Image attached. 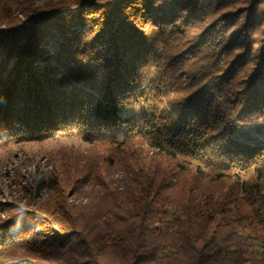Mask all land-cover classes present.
<instances>
[{
	"label": "trees",
	"instance_id": "16d2710c",
	"mask_svg": "<svg viewBox=\"0 0 264 264\" xmlns=\"http://www.w3.org/2000/svg\"><path fill=\"white\" fill-rule=\"evenodd\" d=\"M0 25L17 74L0 79V132L78 122L191 166L190 184L137 161L99 184L32 241L42 264H264V0H0ZM70 80L95 89L89 107Z\"/></svg>",
	"mask_w": 264,
	"mask_h": 264
},
{
	"label": "rangeland",
	"instance_id": "374dc122",
	"mask_svg": "<svg viewBox=\"0 0 264 264\" xmlns=\"http://www.w3.org/2000/svg\"><path fill=\"white\" fill-rule=\"evenodd\" d=\"M4 27L0 25V79L5 78L6 82L11 74L12 77L15 75L11 78L17 80V74L9 73L12 62L3 66L2 60L11 43L1 34ZM101 78L96 74L92 80L98 85ZM70 82L67 89L80 88L83 95L86 93L84 99L89 107L95 89L89 85L81 88L75 80ZM147 87L144 84L140 90L146 94ZM169 94L165 100L174 101L175 95ZM144 99L127 100L123 108L137 116L150 104ZM81 112L82 116L87 114L85 108ZM77 116L81 121L83 117ZM83 119L89 123L88 119ZM27 128L20 133L15 129L0 132V240L8 238L9 241L12 236L10 242L4 241L0 247V264H42L39 246L32 241L40 240L44 232L56 228L55 221L74 218L82 208L96 203L100 196L99 184L109 189L116 186L124 170L134 167L136 161L144 168L159 166L167 181L179 178L187 184L192 182L188 159L166 155L142 139L126 141L121 130L89 131L78 122H62L50 130ZM41 177L55 180L58 184L56 192L37 195L32 182ZM221 185L229 186L226 182Z\"/></svg>",
	"mask_w": 264,
	"mask_h": 264
}]
</instances>
